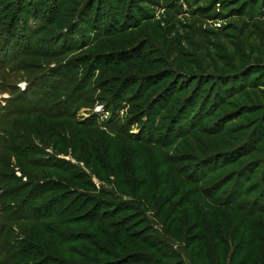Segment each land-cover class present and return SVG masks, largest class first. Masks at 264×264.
I'll return each instance as SVG.
<instances>
[{"label":"rangeland","instance_id":"obj_1","mask_svg":"<svg viewBox=\"0 0 264 264\" xmlns=\"http://www.w3.org/2000/svg\"><path fill=\"white\" fill-rule=\"evenodd\" d=\"M250 1L0 0V264L40 248L82 264L86 222L37 220L69 202L135 206L128 231L168 246L155 264H264V5Z\"/></svg>","mask_w":264,"mask_h":264},{"label":"trees","instance_id":"obj_2","mask_svg":"<svg viewBox=\"0 0 264 264\" xmlns=\"http://www.w3.org/2000/svg\"><path fill=\"white\" fill-rule=\"evenodd\" d=\"M255 2H257V4H255ZM255 2L245 3L243 5L244 8H246L247 12L250 11L254 12L258 10L259 4L264 5V0H256ZM117 18L114 20L116 22V25L119 24L118 23L119 20ZM26 93L27 90H24L22 92V95H25ZM221 98H224V96H222ZM195 104L196 103L189 105L186 108V111L184 113L183 112L181 113L182 119L186 120L185 118L186 114L189 112V109L192 108V106L193 107L195 106ZM200 110L201 107H199V110H197L195 114H193L194 116L192 117L193 126L201 122L199 118L201 114ZM157 115L158 113L150 114V116L154 118ZM145 119L146 122L150 120L148 118V115L145 117ZM242 195L243 194H240L238 198H240ZM227 201L229 200L227 199ZM231 202L232 204L238 203L237 200H233ZM52 203H48V204H52ZM71 203L72 202H69L65 205H62V203H56L61 206L60 207L61 211L59 213H52L50 211H45L43 216L40 215L37 217V220L39 221H45L46 219L54 218L62 222V224H79L82 222H86L85 223L87 228L85 230L86 233H81V234L72 233L73 237L71 241H74L73 244H79L81 246V250L76 249V247H71V251H72L70 254L71 259L73 258L71 256H75V257L77 256L80 259H84L82 264H106L105 263L106 260L103 259L105 257L107 259L113 258L114 261L113 264H155V259L160 263L163 262L164 257L167 255L166 248H168V246L163 242V240L161 241L157 240L154 242V241H150L149 238L142 236L140 231L133 233L129 232L127 229L128 226L126 225L128 224V221L125 220L130 219L129 216L131 215L129 216L125 215L123 218H121V215L123 214L124 210L128 209V211L134 212L136 210L135 206L129 207L125 203L123 204L121 203L119 206L111 204V205H107L108 207H103V205L99 204L97 206L94 205L88 211L86 202L79 203L78 207L71 205ZM238 204L244 206L245 202ZM260 207L264 209V204L261 203ZM261 211L263 210L254 209V208H250L248 210V212L252 214ZM74 212L75 214H73ZM46 231H52V230L47 229ZM54 232L55 230H53V233ZM63 235H66V233H64ZM130 248H133L135 252L138 253V256H135L137 259L136 261L135 258L134 261L133 260L128 261L126 257L129 256L120 257V255L118 256L116 255V251L123 252L124 254ZM149 250L155 252L151 253ZM37 253L40 255V257L38 260L33 261L32 264H50L51 260L48 258L43 248L38 249ZM27 257L29 258V255ZM35 257L36 254H34V258ZM117 260L119 261L117 262ZM71 262L75 263L79 261H75V259L66 261V263L68 264ZM75 264H79V263H75Z\"/></svg>","mask_w":264,"mask_h":264}]
</instances>
